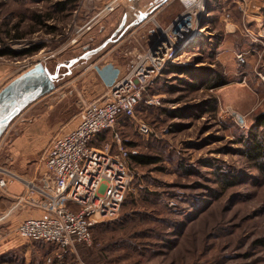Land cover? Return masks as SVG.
Returning a JSON list of instances; mask_svg holds the SVG:
<instances>
[{
  "label": "rangeland",
  "instance_id": "obj_1",
  "mask_svg": "<svg viewBox=\"0 0 264 264\" xmlns=\"http://www.w3.org/2000/svg\"><path fill=\"white\" fill-rule=\"evenodd\" d=\"M61 1L0 0V52L41 47L19 59L0 54V91L39 62L55 69L99 47L125 12L108 14L77 40L74 12L54 13L52 4ZM214 1L231 5L239 22L232 0ZM212 11L203 21L201 48L178 52L174 64L196 67L203 80L166 70L149 92L161 104L140 105L139 117L152 125L153 137L140 136L130 122L120 129L140 155L159 162L132 169V189L115 220L94 229L91 247H77L62 259L55 246L19 239L15 220H0V264H264V176L247 156L255 136L264 140V70L256 69L253 55L246 66L237 63L234 54L253 46L240 31L227 34L222 9ZM182 12L172 0L155 19L165 27ZM38 15L54 19L39 25L33 19ZM138 28L133 37L131 29L98 56L73 65L71 74L61 68L56 88L27 107L0 138V167L29 181L41 175L47 149L76 126L81 104L105 96L132 69L146 40L158 35L154 23ZM216 79L218 86H208ZM111 135L105 133L102 145ZM27 173L37 177L27 179ZM7 207L0 206V217Z\"/></svg>",
  "mask_w": 264,
  "mask_h": 264
},
{
  "label": "built area",
  "instance_id": "obj_2",
  "mask_svg": "<svg viewBox=\"0 0 264 264\" xmlns=\"http://www.w3.org/2000/svg\"><path fill=\"white\" fill-rule=\"evenodd\" d=\"M77 1L76 21L91 0ZM124 1L113 0L91 20L82 26L76 25L75 38L87 35ZM178 1L183 12L165 27L155 19L162 7L151 9L153 14L138 29L154 23L158 35L145 50L135 53L132 69L105 96L81 104L76 126L53 139L43 157L44 169L36 180H24L0 167V190L16 197L19 204L26 203L45 212L44 217L28 218L17 226L15 232L19 239L55 246L59 250L57 256L62 259L75 253L80 245L91 247L94 229L115 220L135 179L131 160L140 155L139 149L117 128L130 122L140 136H153L152 126L139 117L138 108L144 100L147 108L161 104L159 97L145 99V95L159 83L166 70L176 64L178 52L185 53L195 46L201 48L203 21L212 16V10L218 7L223 10L227 34L240 31L245 41L253 46L236 52L237 63L246 66L248 56L253 55L256 69L264 70V0H232L241 14L239 22L231 13V5L222 8L221 1ZM135 29L129 37L134 36ZM92 42L94 38L90 39ZM109 131L112 132L111 140L97 147L98 138Z\"/></svg>",
  "mask_w": 264,
  "mask_h": 264
},
{
  "label": "water",
  "instance_id": "obj_3",
  "mask_svg": "<svg viewBox=\"0 0 264 264\" xmlns=\"http://www.w3.org/2000/svg\"><path fill=\"white\" fill-rule=\"evenodd\" d=\"M168 1L164 0L157 9L166 5ZM152 14L153 12L143 14L130 25H127V17H124L118 29L109 39L99 47L86 51L81 57L71 60L68 64H62L61 67H58V72L52 73L42 62H39L33 69L23 74L0 95V116L3 115V118L0 119V138L6 132L9 124L27 107L56 88V82L61 77L59 71L61 68H67L68 74H71L73 65L98 56L109 45L120 40L125 33L143 24ZM89 48L90 44L84 47L85 50Z\"/></svg>",
  "mask_w": 264,
  "mask_h": 264
},
{
  "label": "crops",
  "instance_id": "obj_4",
  "mask_svg": "<svg viewBox=\"0 0 264 264\" xmlns=\"http://www.w3.org/2000/svg\"><path fill=\"white\" fill-rule=\"evenodd\" d=\"M164 0H125L122 5H120L116 11L111 15L110 17L117 16L122 10H125L122 20L124 17H127L128 23L127 25H130L134 21H136L141 15L150 13L152 8L156 9L159 3H162ZM113 0H91L86 4V7L83 9V14L80 17V20H78L77 25L82 26L87 21L91 20L93 17H95L98 13L101 11H104L106 7L111 4ZM109 15H106L102 21L104 22L105 19L108 18ZM122 22V21H121ZM149 32H146L144 35L148 36ZM146 42L149 44L150 42H153V38L151 41L146 40ZM86 47V46H85ZM235 55V54H234ZM45 66L52 72H58V67H61V64L55 69H51L47 66V63ZM61 70V69H60ZM59 70V71H60ZM29 71V70H28ZM28 71L22 73L17 78L13 79L8 85H6L1 91L0 95L11 86L17 79H19L23 74L27 73ZM61 74V73H60ZM62 75V74H61ZM62 76L59 78V80L56 82V85L61 81ZM141 106L138 108V115L140 111ZM147 108V107H146ZM3 117V115L0 116V119ZM146 122V121H145ZM148 123V122H147ZM125 129V125H121L119 127V130ZM120 130V131H121ZM121 133L124 135V133L121 131ZM41 173V172H40ZM27 179H35L37 176L32 175L31 173L25 174ZM0 206L2 205H8V207L5 209V212L0 217V220H8L11 221V219L15 220L12 221L11 225L18 226L22 221L28 218H41L45 216V212L38 208V207H32L28 204H19L16 197L9 195L7 193H4L0 190ZM11 218V219H10Z\"/></svg>",
  "mask_w": 264,
  "mask_h": 264
},
{
  "label": "trees",
  "instance_id": "obj_5",
  "mask_svg": "<svg viewBox=\"0 0 264 264\" xmlns=\"http://www.w3.org/2000/svg\"><path fill=\"white\" fill-rule=\"evenodd\" d=\"M48 1L52 2V0H48ZM78 6H79V2L77 0H64V1L52 4V8L54 9V13L57 12V13H60V14H64V13H67V12H75L77 10ZM33 19H34L35 23H37L39 25H43V24H45V22H47L49 20H53L54 17H51V16L43 17V16L38 15V16H34ZM51 32H53V31H51ZM16 38L19 39V37H16ZM109 38H107V39H109ZM105 41H103L101 44H103ZM40 48L41 47H31L29 49H26V50L20 52V53L7 49V50H4V51L0 52V54L2 56H5V57L19 59V58H22V57H29V56H32V55L38 53ZM209 55L212 56L213 55V51H211ZM195 68L196 67L188 68V67H175L174 66V67L169 68L168 71L170 73H172V74L184 75V76H186V77H188V78H190L192 80H198V81L201 82L203 80V78H204L203 77L204 73L203 72L199 73L197 71V69H195ZM216 80H212L210 82L207 81L208 84H209L208 86L212 87V86H216L217 84L219 85V83H220L219 80H217V81ZM160 81H161V79L159 80V82ZM158 86H159L158 84H155L154 87L150 88L148 93L146 94L145 99L151 98L152 96L149 97L150 96L149 92L153 91ZM191 86L192 87H196L197 85H193L192 84ZM125 123H127V122H124V124ZM262 124H264V123H262ZM104 135H101L98 138V141L96 143L97 147H101L102 143L105 141L104 140L105 139ZM254 139H255L254 140L255 141L254 149L250 150L247 153V156L250 157L253 161H257L256 166H257L258 170L260 171V173L264 176V140H262V139L260 140L256 136H255ZM158 162H159V160L156 159V158H153V157H150V156H146V155H139L137 157H133L132 158L131 166H132V169H134L135 166L136 167H147V166H150V165L157 164ZM232 183H234V182H232ZM139 194H141L144 199H148V197L146 196L147 194H143V193H140V192H139ZM132 197H134L136 199L137 198V194L133 193ZM126 201H127V199H126ZM126 201H125V203H126ZM79 247H87V246L80 245V246H78V248Z\"/></svg>",
  "mask_w": 264,
  "mask_h": 264
},
{
  "label": "flooded vegetation",
  "instance_id": "obj_6",
  "mask_svg": "<svg viewBox=\"0 0 264 264\" xmlns=\"http://www.w3.org/2000/svg\"><path fill=\"white\" fill-rule=\"evenodd\" d=\"M81 57V56H80ZM77 58H79V57H77ZM77 58H75V59H77Z\"/></svg>",
  "mask_w": 264,
  "mask_h": 264
},
{
  "label": "bare ground",
  "instance_id": "obj_7",
  "mask_svg": "<svg viewBox=\"0 0 264 264\" xmlns=\"http://www.w3.org/2000/svg\"><path fill=\"white\" fill-rule=\"evenodd\" d=\"M3 118V117H2Z\"/></svg>",
  "mask_w": 264,
  "mask_h": 264
}]
</instances>
